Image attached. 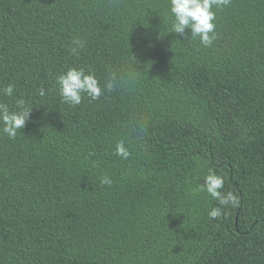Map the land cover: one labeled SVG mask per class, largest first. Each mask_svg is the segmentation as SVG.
Wrapping results in <instances>:
<instances>
[{"label":"trees","instance_id":"trees-1","mask_svg":"<svg viewBox=\"0 0 264 264\" xmlns=\"http://www.w3.org/2000/svg\"><path fill=\"white\" fill-rule=\"evenodd\" d=\"M213 10L205 47L169 0H0V101L32 107L0 133V264H264V0ZM71 67L117 87L62 103ZM210 167L239 197L216 219Z\"/></svg>","mask_w":264,"mask_h":264},{"label":"clouds","instance_id":"clouds-1","mask_svg":"<svg viewBox=\"0 0 264 264\" xmlns=\"http://www.w3.org/2000/svg\"><path fill=\"white\" fill-rule=\"evenodd\" d=\"M171 21V33L184 36L186 39H195L199 37L200 43L205 46H211L216 39L215 19L216 12L214 8H222L231 3V0H169ZM191 32L190 37L186 35V30ZM85 42L79 38L73 39L72 47L69 51L73 55H78L84 48ZM59 95L62 103L72 106L81 104L86 94L92 100L99 99L106 89L111 92L117 87L116 78L109 79L103 88L101 87L95 73L91 70L88 72L84 68L71 67L66 72L61 73L56 78ZM15 86L12 84L0 88V94L6 97H13ZM41 97L46 95L44 87L39 89ZM32 107L23 98H17L14 101V107L6 102L0 101V133L6 134L10 139H15L19 130H22L31 115ZM115 154L124 159L130 155L128 148L123 140L115 145ZM200 190L206 191L207 194L218 202L217 207H213L208 216L211 219L220 217L225 209L229 206L239 204L238 195L231 191L226 194L222 193L225 179L215 169L209 168L207 174L203 175L200 180ZM102 185L110 186L113 181L105 175L100 179Z\"/></svg>","mask_w":264,"mask_h":264}]
</instances>
